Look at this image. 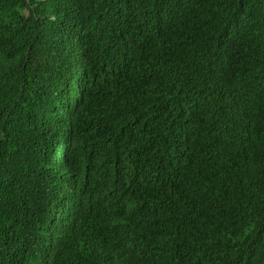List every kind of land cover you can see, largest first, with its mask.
Returning a JSON list of instances; mask_svg holds the SVG:
<instances>
[{
  "label": "trees",
  "instance_id": "16d2710c",
  "mask_svg": "<svg viewBox=\"0 0 264 264\" xmlns=\"http://www.w3.org/2000/svg\"><path fill=\"white\" fill-rule=\"evenodd\" d=\"M0 264H264V0H0Z\"/></svg>",
  "mask_w": 264,
  "mask_h": 264
}]
</instances>
